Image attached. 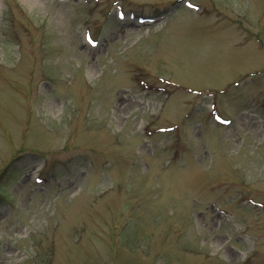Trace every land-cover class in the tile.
<instances>
[{
	"label": "rangeland",
	"instance_id": "1",
	"mask_svg": "<svg viewBox=\"0 0 264 264\" xmlns=\"http://www.w3.org/2000/svg\"><path fill=\"white\" fill-rule=\"evenodd\" d=\"M0 264H264V0H0Z\"/></svg>",
	"mask_w": 264,
	"mask_h": 264
}]
</instances>
